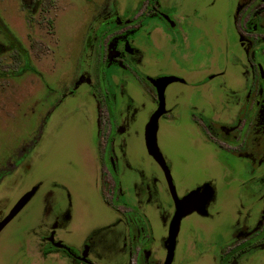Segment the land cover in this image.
<instances>
[{
	"label": "rangeland",
	"instance_id": "rangeland-1",
	"mask_svg": "<svg viewBox=\"0 0 264 264\" xmlns=\"http://www.w3.org/2000/svg\"><path fill=\"white\" fill-rule=\"evenodd\" d=\"M119 1L121 5L125 2ZM191 1L183 0L178 11H186ZM227 4V0H215L212 7L202 10L205 15L202 46L208 49L203 61L210 70L224 58V26L227 22L230 24L226 17ZM111 5L112 0H0V216L23 192L40 182L37 192L0 232V264H80L61 251L43 253L46 243L40 235L45 232L46 224L70 204L72 219L67 228L72 233L66 236V241L74 244L88 226L117 215L106 186V162L90 157L100 155L109 129L102 94L91 85L98 80L100 61L103 60L104 67L100 66L99 70L106 75L115 72L116 66H105L106 51L100 58L97 47L86 44L90 32L102 18V11ZM197 22L202 23L200 19ZM168 33L171 43L158 41L155 53L147 54V70L151 74L167 75L186 72L189 77L193 74L189 53L181 55L180 50L175 53L172 45L180 34L176 28ZM226 36L232 41V34L227 32ZM184 42L186 47L189 38ZM193 59L196 58L193 56ZM81 74L87 77L86 81L79 80ZM219 81L214 78V85ZM236 83L234 77L227 79L228 86ZM177 85L180 84L169 87ZM128 89L135 101L145 98L136 92L131 80ZM219 92L217 87L211 88L214 97ZM186 93L190 99L196 98L190 95V89ZM119 100L116 95L110 97L114 107ZM146 101V107H152V99L146 97ZM172 102L169 93L167 106ZM149 112L144 110L137 115L134 131L126 136L130 162L138 163L145 170L153 167L141 136ZM188 116L177 112L163 116L157 145L173 162L174 177L180 187L191 188L203 178H215L217 197L212 209L218 214L201 221L209 231H222L218 241L219 247H223L235 209L242 203L247 205L257 195L249 198L241 191L246 175L241 174L243 170L237 157H226L225 173L221 170L217 159L211 157V150L202 140L201 146L194 138ZM259 142L264 144L263 139ZM263 163H259L258 172L264 169ZM261 208V205L254 207L250 220H255ZM151 218L156 234L160 235L161 226L154 212ZM198 219L190 214L182 220V224L186 222L179 236L174 264H218L212 236L203 239L189 229V224ZM257 253L263 256L261 264H264V247ZM156 257L161 261L163 252H157ZM128 260L129 264H135L132 257ZM139 264L149 262L141 259Z\"/></svg>",
	"mask_w": 264,
	"mask_h": 264
},
{
	"label": "flooded vegetation",
	"instance_id": "flooded-vegetation-1",
	"mask_svg": "<svg viewBox=\"0 0 264 264\" xmlns=\"http://www.w3.org/2000/svg\"><path fill=\"white\" fill-rule=\"evenodd\" d=\"M182 2L183 0H125L121 5L119 0H112L111 7L102 11V18L92 30L93 33L90 32L86 41L88 47L96 46L100 58L106 51L105 66H116L115 72L106 75L99 70L100 66L104 67V62L100 59L102 61L97 69L98 80L96 84L91 85L98 88L102 94L109 129L100 155L96 153L90 157L106 162V186L117 215L109 221L88 226L80 240L71 244L66 241V236L72 233V229L67 228L72 219L70 204H67L63 210L56 213L52 222H46L47 228L40 235V239L46 243L44 254L61 251L80 264H102L101 261H104V264H129L128 259L131 257L135 264H139L141 259L149 264H162L166 253L164 241L175 212L166 176L168 173L178 197L196 189L201 192L206 185L212 191L203 213L194 210L181 218L175 250L186 222L185 220L182 224V220L194 214L199 219L194 224H189V229L192 228L197 235H202L203 239L204 236L207 239L212 236L218 264L262 263L263 256L260 257L257 252L262 251L264 247V169L258 172L259 163L264 162V144L259 142V139L264 140V0H227L229 9L226 17L230 24L227 22V26H224L225 54L222 61L217 63V67L213 66V70L203 61L208 49L202 44L204 12L214 5L215 0H192L186 11L179 12L178 8ZM197 19L202 23H198ZM175 28L180 36L173 39L176 41L172 44L174 51L178 53L180 50L181 55L189 53V67L193 74L187 77L186 72H183L184 75L149 73L145 64L147 54L153 51L155 53V48L159 46L158 41L171 43L168 32ZM200 31L201 35L198 34ZM227 32L233 35L232 41L227 39ZM186 38H189V43L185 47ZM178 43H181L180 47L176 46ZM193 56L196 59H193ZM154 58L156 57L151 59ZM205 69L207 73L204 72ZM167 76L176 79L168 82L162 89L165 112L158 120L157 132L163 116L176 112L188 114L190 131L192 130L198 143L202 140L205 147L211 150V157L217 159L224 173L225 158L237 157L243 170L241 174L246 175L241 182V191L249 198L257 195V198L247 205L242 203L235 209L234 219L229 226V237L223 247H219L218 241L222 231H209L201 221L214 218L215 214H218L212 209L217 197L215 178H203L191 188L180 187L174 177L173 162L160 151L164 166L160 165L148 154L145 147V124L158 106V91L153 81ZM216 77L220 81L214 85L213 79ZM232 77L237 83L228 86L227 79ZM78 78L87 80L83 74ZM130 80L136 92L145 96L140 98V102L135 101L128 89ZM174 83L180 85L170 88V84ZM213 86L220 91L217 97L211 94ZM188 89L195 99H190L186 93ZM169 93L173 102L167 106ZM209 94L212 96L209 97ZM113 95L120 99L115 107L110 102ZM146 97L153 101L150 108L146 107ZM91 106L94 108L92 101ZM144 110L150 112L141 129L142 143L146 155L153 163V167L147 170L141 168L138 163L130 162L126 142V136L134 131L137 115ZM38 183L40 186V182ZM260 205L262 208L256 210L258 213L254 216L255 220H250L255 212L254 207ZM153 212L161 226L160 235L156 234L151 220ZM2 216L4 214L0 218ZM56 241L66 248L55 246L53 242ZM175 250L171 264L175 263ZM161 251L163 257L158 261L157 252ZM246 253L247 257H244Z\"/></svg>",
	"mask_w": 264,
	"mask_h": 264
},
{
	"label": "water",
	"instance_id": "water-1",
	"mask_svg": "<svg viewBox=\"0 0 264 264\" xmlns=\"http://www.w3.org/2000/svg\"><path fill=\"white\" fill-rule=\"evenodd\" d=\"M173 79H176L173 76L161 77L156 81H153V84L157 87L158 91V106L154 110V112L150 115L147 123L144 128V142L145 147L149 155L153 157V159L164 166V160L161 155V152L157 146L156 133L158 128V120L160 116L165 112L164 109V97H163V87ZM167 179L169 180L171 194L175 204V212L173 217L169 223L167 236L164 241L165 247V257L162 264H171L174 256V250L176 246V236L179 228V223L182 217L187 215L188 213L197 210L203 213V209L205 207V203L209 197L212 195L211 189L203 187V191L196 189L189 192L187 195L183 197H178L175 193L174 187L172 185L170 176L168 173L166 174ZM39 183L34 184L28 190L23 192L16 201L11 205V207L7 210V212L0 218V232L5 227V225L11 221L18 212L23 208V206L30 200V198L34 195ZM206 189V191H205ZM53 244L57 247H64L59 241L53 242Z\"/></svg>",
	"mask_w": 264,
	"mask_h": 264
}]
</instances>
